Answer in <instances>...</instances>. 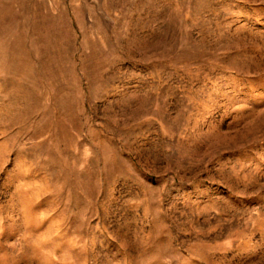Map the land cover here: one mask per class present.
I'll use <instances>...</instances> for the list:
<instances>
[{
    "label": "rangeland",
    "instance_id": "1",
    "mask_svg": "<svg viewBox=\"0 0 264 264\" xmlns=\"http://www.w3.org/2000/svg\"><path fill=\"white\" fill-rule=\"evenodd\" d=\"M0 264H264V0H0Z\"/></svg>",
    "mask_w": 264,
    "mask_h": 264
}]
</instances>
